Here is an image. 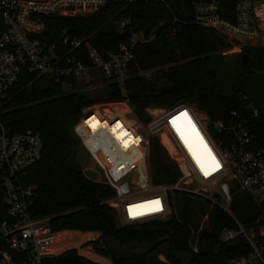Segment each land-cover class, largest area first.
<instances>
[{
    "label": "trees",
    "instance_id": "obj_1",
    "mask_svg": "<svg viewBox=\"0 0 264 264\" xmlns=\"http://www.w3.org/2000/svg\"><path fill=\"white\" fill-rule=\"evenodd\" d=\"M195 1L168 0L164 4L104 0L96 12L87 16L46 15L45 29L39 38L57 46L62 54H74L86 66L91 63L81 50L70 53L62 44L64 30L70 37L88 40L103 58L120 43L128 42L135 32H142L149 39L135 43L122 86L107 80L105 92L89 95L83 89L94 80L85 83L71 77L57 79L22 71L0 97V120L5 129L11 133H38L42 139L41 158L22 176L26 185L33 186L31 215L48 217L53 232L99 233L91 247L96 254L109 258L111 264H231L249 250L242 236L220 239L222 228L235 225L216 202L210 205L201 196L180 190L168 193L170 199V193L180 199L177 207L180 218L171 214L166 219L120 226L116 210L105 203L112 197V189L83 175L79 159L85 150L72 129L85 107L100 102L126 100L142 122L149 120L147 108L186 103L212 121L240 124L251 136L250 148L264 147V115L239 88L248 76L264 70V46L245 44L233 54L230 70L221 63L220 55V50L230 44L216 31L194 23ZM235 1L217 0L223 19L234 21ZM148 160L152 183L176 182L177 166L156 137L149 139ZM197 198L206 203L202 210L197 208ZM230 210L244 228L254 233L264 226V200L256 203L236 186L231 189ZM206 212L207 225L198 235L197 252H193L191 244L200 221L198 214ZM112 243L153 248L120 254ZM161 245L164 261L151 259L150 253ZM45 263L99 264L73 249L46 259Z\"/></svg>",
    "mask_w": 264,
    "mask_h": 264
},
{
    "label": "built area",
    "instance_id": "obj_2",
    "mask_svg": "<svg viewBox=\"0 0 264 264\" xmlns=\"http://www.w3.org/2000/svg\"><path fill=\"white\" fill-rule=\"evenodd\" d=\"M144 1L168 3V0ZM103 4L104 0H0V14L5 24L0 35V97L14 85L22 71L57 79L71 77L88 83L95 70L103 80L122 86L135 43L149 39L142 32H139L140 38L132 35L128 42L120 43L114 52L103 58L88 40L70 37L64 30L62 44L70 53L81 50L90 66L84 65L74 54H62L57 46L39 38L45 29L44 16H87ZM233 8L235 19L231 22L220 16L217 0H197L192 6L193 21L216 31L226 42L264 46V0H236ZM151 109H155L154 115L150 114ZM146 111L152 116L142 122L126 107L87 106L73 125V133L93 165L89 168L98 173L95 182L113 191L105 203L116 210L119 220L135 224L169 214L170 191L201 196L210 205L216 202L234 222V227L221 229L220 239L242 236L248 245L247 255L233 261L234 264H264V229L254 233L244 228L230 210L231 189L235 186L256 203L264 200V147L250 148L251 136L240 124L208 120L206 114L186 103ZM251 111L256 114L252 107ZM182 113H187V117ZM183 128L196 129L211 152L210 159L200 166L181 138ZM150 137L158 139L177 166L179 177L172 185L151 181ZM42 148L38 133H11L0 120V264H46V259L62 250L54 245L60 243L59 233L65 230L53 232L48 217L31 215L33 186L22 181L26 170L41 158ZM213 158L219 165L214 171ZM205 171L210 175H205ZM150 201L159 204H150ZM156 208L158 210H153ZM207 221L208 215H204L194 231L193 252L198 250V235ZM95 239L90 236L88 241ZM89 249L93 251L91 245Z\"/></svg>",
    "mask_w": 264,
    "mask_h": 264
},
{
    "label": "rangeland",
    "instance_id": "obj_3",
    "mask_svg": "<svg viewBox=\"0 0 264 264\" xmlns=\"http://www.w3.org/2000/svg\"><path fill=\"white\" fill-rule=\"evenodd\" d=\"M4 26H5L4 19L0 14V35L4 29ZM133 37L140 38V33L135 32V34H133ZM228 43L230 44V47L227 49L220 50V55L222 56L221 63H224L231 70L233 68L232 67V65H233V57H232L233 54L237 53L241 47L245 46V44L243 42L240 43L237 41H229ZM92 71L93 72H92V77H91L90 81L91 80H94V81L91 84H89L88 86H85L83 91H88L87 94H89V95H98V94L105 92V89H106L105 87L107 85V82L105 80H103L102 78H100L101 76L99 75L98 72L96 73L95 70H92ZM148 74L149 73H146V75H148ZM239 88L242 89L246 93V95L250 98V100L256 105V107L260 111V113L262 115H264V70L256 72L253 75L248 76L246 81L239 85ZM100 104H103L105 106H109L110 108H120V107L124 108V107H126V108L132 110V108L130 107V105L128 104V102L126 100L112 102V103L111 102H109V103L100 102V103L92 104L90 106L95 107V105H100ZM106 108H108V107H106ZM200 113H202V112H200ZM150 114L154 115V111H152V112L150 111ZM202 114L204 115V113H202ZM152 115H149V116H152ZM205 116L208 120H210V118L207 115H205ZM192 136L195 137V140H198L197 135L195 133H193V134L190 133L188 135L190 140L192 139ZM198 148H200V147L198 146ZM198 150H200V149H198ZM195 154H196L195 155L196 158L199 160L200 165L209 158L208 154L201 152V151H198L197 153L195 152ZM79 160H80V163H81L83 170L89 168V166L93 167V165L88 160V157L85 154V152L81 153ZM172 194L173 193H170V195H171L170 212L165 217L160 218V219H166L171 214H175L178 218L181 217V215L178 211V208L180 207L179 206L180 199L176 196L174 197V194L173 195ZM196 200H198L196 203L197 208L202 210L206 205L205 201L203 199H200V198H197ZM208 209H209V207H208ZM204 215H208V213L206 212V213L201 214V215L198 214V218H200L199 223L201 222V219L203 218ZM118 222H119L120 226L128 225L127 223H124L123 221H121L119 219H118ZM259 229H264V226L263 225L259 226L257 230H259ZM59 235L60 236H59L58 240L60 241V244L54 245V247L60 245V247L63 248L62 252L65 250H68V249H73L76 251L77 254L79 253L82 257L90 256L91 258L98 260L100 262L99 264H103V262H106L107 264H111L109 258L103 257L106 259L104 261V259H101L96 253H95L96 254L95 255L89 249L91 242H92V241H88L89 237L93 236L94 238L97 239L100 236L99 233H94V232L81 233V232H76V231L75 232L64 231V232L59 233ZM54 240L56 241V233L54 234ZM112 247H113V249H115L120 254L141 253L146 249L145 246L134 245V244L121 247V246H118L116 243H112ZM139 247H142V249L136 250ZM163 249H164V246H162V245L159 246L156 250H154L153 252L150 253L149 257L151 259L154 258L156 260L159 259L161 261H164L165 258L162 254ZM87 251H89L90 253ZM231 264H234V262H231Z\"/></svg>",
    "mask_w": 264,
    "mask_h": 264
},
{
    "label": "bare ground",
    "instance_id": "obj_4",
    "mask_svg": "<svg viewBox=\"0 0 264 264\" xmlns=\"http://www.w3.org/2000/svg\"><path fill=\"white\" fill-rule=\"evenodd\" d=\"M184 129V128H183ZM190 133H195L196 135H197V138H198V140H195V137L194 136H192V139L190 140V138L188 137V135L190 134ZM182 134H183V136H184V138H183V140L185 141V143H186V147H187V149H188V151L190 152V154H191V156L194 158H196V154H195V152L197 153L198 151H201V152H204V153H206V154H208L209 155V153H210V155H209V158L211 157V152L209 151V149L205 146V144H204V142H203V139H202V137L200 136V134L196 131V129H194L193 130V128H192V130H191V128H188L187 130H185L184 129V131L182 132ZM190 140V141H189ZM198 146L200 147V148H198ZM198 149H200V150H198ZM208 158V159H209ZM197 159V158H196ZM207 159V160H208ZM198 160V159H197ZM198 164H199V166H200V163H199V160H198Z\"/></svg>",
    "mask_w": 264,
    "mask_h": 264
},
{
    "label": "water",
    "instance_id": "obj_5",
    "mask_svg": "<svg viewBox=\"0 0 264 264\" xmlns=\"http://www.w3.org/2000/svg\"><path fill=\"white\" fill-rule=\"evenodd\" d=\"M155 109H151L150 111H154ZM83 175L92 181H98V173L96 171L91 170L90 168L83 170ZM153 247H146L144 251L150 250Z\"/></svg>",
    "mask_w": 264,
    "mask_h": 264
},
{
    "label": "snow or ice",
    "instance_id": "obj_6",
    "mask_svg": "<svg viewBox=\"0 0 264 264\" xmlns=\"http://www.w3.org/2000/svg\"><path fill=\"white\" fill-rule=\"evenodd\" d=\"M181 115L184 116V117H187V113H182ZM176 119L178 120L179 118H176ZM189 123H190V121H189ZM173 124H174V127H175V126H176V122H175V120L173 121ZM177 131L180 132V129H179L178 127H177ZM181 138H182V139L184 138V136H183L182 133H181ZM125 147H127V143H125ZM209 155H210V153H209ZM218 166H219L218 164H215V162H214V158H213V167H212V170L214 171L215 168L218 167ZM205 175H210V172L205 171ZM149 203H150V204H155V205H158V204H159L158 201H150ZM136 207H139V206H136ZM153 210H158V208L153 209ZM137 214H139V213H137Z\"/></svg>",
    "mask_w": 264,
    "mask_h": 264
},
{
    "label": "crops",
    "instance_id": "obj_7",
    "mask_svg": "<svg viewBox=\"0 0 264 264\" xmlns=\"http://www.w3.org/2000/svg\"><path fill=\"white\" fill-rule=\"evenodd\" d=\"M199 225V224H198ZM65 231H73V232H75V230H65ZM76 232H80V231H76ZM81 233H85V232H81ZM58 244H60V243H58ZM58 244H56V245H58ZM58 247H60V245L58 246ZM62 250H63V248H62ZM62 250L61 251H59L56 255H58V254H60L61 252H62ZM87 252H89V251H87ZM90 253V252H89ZM92 253H94L95 254V252H94V250L92 251ZM79 254V253H78ZM80 255V254H79ZM96 255V254H95ZM98 255V254H97ZM101 259H104V261L106 260L105 258H103L102 256H100V255H98ZM86 258H88L89 260H93V261H95V262H97V263H100L98 260H95V259H93V258H91L90 256H85ZM103 264H107L106 262H103Z\"/></svg>",
    "mask_w": 264,
    "mask_h": 264
},
{
    "label": "flooded vegetation",
    "instance_id": "obj_8",
    "mask_svg": "<svg viewBox=\"0 0 264 264\" xmlns=\"http://www.w3.org/2000/svg\"><path fill=\"white\" fill-rule=\"evenodd\" d=\"M142 249V247H139V248H137L136 250H141Z\"/></svg>",
    "mask_w": 264,
    "mask_h": 264
}]
</instances>
